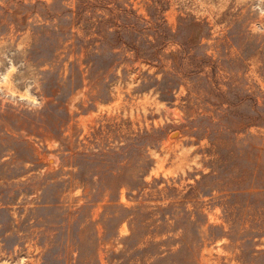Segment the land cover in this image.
<instances>
[{
    "label": "rangeland",
    "instance_id": "rangeland-1",
    "mask_svg": "<svg viewBox=\"0 0 264 264\" xmlns=\"http://www.w3.org/2000/svg\"><path fill=\"white\" fill-rule=\"evenodd\" d=\"M0 264H264V0H0Z\"/></svg>",
    "mask_w": 264,
    "mask_h": 264
}]
</instances>
